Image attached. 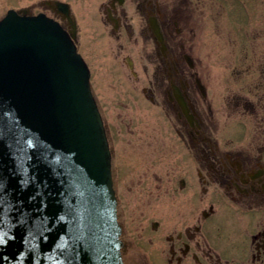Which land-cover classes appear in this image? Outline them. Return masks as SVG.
Returning a JSON list of instances; mask_svg holds the SVG:
<instances>
[{
  "label": "flooded vegetation",
  "instance_id": "af4514ba",
  "mask_svg": "<svg viewBox=\"0 0 264 264\" xmlns=\"http://www.w3.org/2000/svg\"><path fill=\"white\" fill-rule=\"evenodd\" d=\"M0 10L58 21L90 68L124 264H264V0H0ZM210 37L220 105L238 114L229 130L205 78ZM141 101L149 122L133 113Z\"/></svg>",
  "mask_w": 264,
  "mask_h": 264
},
{
  "label": "water",
  "instance_id": "95a60500",
  "mask_svg": "<svg viewBox=\"0 0 264 264\" xmlns=\"http://www.w3.org/2000/svg\"><path fill=\"white\" fill-rule=\"evenodd\" d=\"M104 121L62 25L0 19V264H124Z\"/></svg>",
  "mask_w": 264,
  "mask_h": 264
},
{
  "label": "rangeland",
  "instance_id": "374dc122",
  "mask_svg": "<svg viewBox=\"0 0 264 264\" xmlns=\"http://www.w3.org/2000/svg\"><path fill=\"white\" fill-rule=\"evenodd\" d=\"M0 11L4 12L5 10H3V11L0 10ZM211 37L209 39L205 38V41H204V44H205L204 49L206 51V54H208V57H204V59H205L204 60V64H206L208 66V68L211 70L210 72L205 74V78H206V80H207V82L209 84V88H210L212 96L215 97L213 102H214L215 108L218 110V112L216 111V117H217V120H218L217 122L219 123L218 127H219V129L229 130V129H233L234 128L232 126V124L235 123L234 120L237 119L238 114H236V113L231 111L233 116H229L228 113H229L230 110L228 108V105L227 104L220 105V103L222 102L220 100V97H222V95L226 93L227 89H223V86L221 84H218V81H219L218 76H221L222 74L218 75L217 73H215L212 70V67H213L212 65L214 63L211 61L212 58L210 56L213 53L212 52L213 48L209 46L211 44V41H210ZM83 44H84V47L86 48V45H87L86 40H83ZM203 56H205V55H203ZM96 70H97L96 72L94 70V74H96V73L100 74L101 73V72H99L97 67H96ZM139 104H141V106H139L140 107V112H137L139 110H138V107H136V108H133V111H134L133 113L136 114V117H139L140 120H142V122H144V121L149 122V120H148V113H149L148 102L141 101ZM136 117L134 116V123L132 125L133 129L136 127L137 122H140V120H138L139 118L136 119ZM243 118H245V117H243ZM243 122H246V120H244ZM123 138L124 137H122V141L120 142V144L130 143L131 145H133L132 141L127 142V140H126L127 137L124 138V141H123ZM129 138H132V137H129Z\"/></svg>",
  "mask_w": 264,
  "mask_h": 264
},
{
  "label": "snow or ice",
  "instance_id": "6c2138e0",
  "mask_svg": "<svg viewBox=\"0 0 264 264\" xmlns=\"http://www.w3.org/2000/svg\"><path fill=\"white\" fill-rule=\"evenodd\" d=\"M0 239H3V237H2V236H0Z\"/></svg>",
  "mask_w": 264,
  "mask_h": 264
}]
</instances>
